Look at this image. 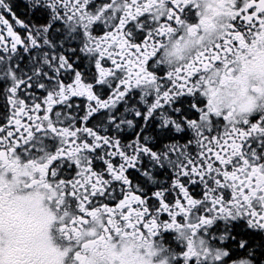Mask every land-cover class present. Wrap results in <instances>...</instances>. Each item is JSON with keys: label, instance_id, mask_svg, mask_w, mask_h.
I'll use <instances>...</instances> for the list:
<instances>
[{"label": "snow or ice", "instance_id": "1", "mask_svg": "<svg viewBox=\"0 0 264 264\" xmlns=\"http://www.w3.org/2000/svg\"><path fill=\"white\" fill-rule=\"evenodd\" d=\"M0 264H264V0H0Z\"/></svg>", "mask_w": 264, "mask_h": 264}]
</instances>
